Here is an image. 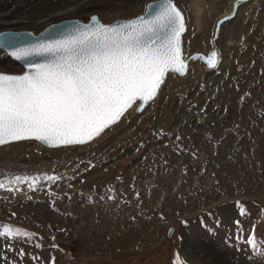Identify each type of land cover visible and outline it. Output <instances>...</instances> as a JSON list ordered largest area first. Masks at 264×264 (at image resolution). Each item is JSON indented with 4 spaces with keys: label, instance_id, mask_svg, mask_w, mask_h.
<instances>
[{
    "label": "rangeland",
    "instance_id": "rangeland-1",
    "mask_svg": "<svg viewBox=\"0 0 264 264\" xmlns=\"http://www.w3.org/2000/svg\"><path fill=\"white\" fill-rule=\"evenodd\" d=\"M77 1L90 7L68 18L109 23L152 0H0V14ZM174 1L187 75L87 144L0 146V264H264V0ZM21 70L0 49V71Z\"/></svg>",
    "mask_w": 264,
    "mask_h": 264
},
{
    "label": "snow or ice",
    "instance_id": "snow-or-ice-1",
    "mask_svg": "<svg viewBox=\"0 0 264 264\" xmlns=\"http://www.w3.org/2000/svg\"><path fill=\"white\" fill-rule=\"evenodd\" d=\"M149 7L151 13L132 20L88 24L61 39L15 49L11 55L18 60L48 58L29 61L32 71L22 75L0 73V145L28 138L84 143L118 121L134 101L152 100L169 70L183 73L180 9L173 0ZM216 57L215 52L208 57L210 66H216ZM248 242L257 247L254 238Z\"/></svg>",
    "mask_w": 264,
    "mask_h": 264
},
{
    "label": "water",
    "instance_id": "water-1",
    "mask_svg": "<svg viewBox=\"0 0 264 264\" xmlns=\"http://www.w3.org/2000/svg\"><path fill=\"white\" fill-rule=\"evenodd\" d=\"M158 2H159V0L149 1L146 4L145 11L143 13L135 16V17L119 18V19H116V20H114L112 22H109V23L102 22L100 20V18H99V15L93 14L90 17L89 21H83V20H81L79 18H64V19H60L58 21H52V22L46 24L41 29V31H39V32H34L33 30H29V29H25V30H11V29L0 30V49L4 50L9 57L14 59L17 63H19L23 67V71L22 72L10 73V72H1L0 71V73L22 75L25 72L32 71V69L29 68V66H28V62L29 61H32L34 63H43L45 61V59L48 58L47 56H41V55L34 54L33 56L26 57L24 59H19L18 60V59H16V57L12 56L11 53L15 49H17L19 47H27V46L35 45V44H38V43H41V42H46V41H49V40L61 39V38L65 37V36H68V35L72 34L76 28H80V27H82L84 25H88V24L103 23V24H106V25H114V24H119V23H122V22H125V21H128V20H132V19H134L136 17L151 13L153 8L149 7V6L151 5V6L155 7V5ZM173 3L180 9V7L176 4V2L174 0H173ZM180 11H181V13H182V15L184 17V24H185V31L181 34V37H180V40H181V58L185 62L186 69H185V71L183 73H179V72H175V71L169 70L166 73V75H165L163 83L167 80V76H168V74L170 72L176 73L179 76H185V75H187V73L189 71V61H187L185 59L184 53H183V50H182V38H183V35L185 34V32L187 31V20H186V16L184 15V13L182 12L181 9H180ZM93 17H95L96 19L94 20ZM213 52H215L217 54L216 50H214ZM218 58L219 57H218V54H217L216 64L218 62ZM207 64H208L209 67H212L208 63V59H207ZM161 85H160V87H161ZM159 89H158V91H159ZM158 91H157V93H158ZM156 96H157V94H156ZM152 100L148 101L147 103H144L142 100H139V99L134 101L132 106L124 113V115L134 106V104L137 101H140L139 111L141 112L148 106V104ZM123 116H121L120 119L118 121H116L114 124L118 123L122 119ZM114 124L109 125L99 135L94 136L91 140H87L84 143H74V144H69V145H58V144H49V143H47L45 141H41V140H38V139H36V140H38L39 142H41L42 144H44L45 146L50 147V148H59V147L71 146V145H84V144H87L89 142H92L95 138L99 137L105 130H107L109 127H111ZM28 139H35V138H28ZM21 140H25V139H21ZM17 141H20V140H17ZM11 142H15V141H10V142H7L5 144L11 143ZM5 144H2V145H5ZM2 145H0V146H2ZM174 232H175V228L172 227L170 229V231H169V234H168L170 238H172Z\"/></svg>",
    "mask_w": 264,
    "mask_h": 264
},
{
    "label": "bare ground",
    "instance_id": "bare-ground-1",
    "mask_svg": "<svg viewBox=\"0 0 264 264\" xmlns=\"http://www.w3.org/2000/svg\"><path fill=\"white\" fill-rule=\"evenodd\" d=\"M88 7H90V5L87 6V3L82 2V1L81 2L77 1L76 3H72V4L66 5L65 7H62L60 9H56L55 11L49 12V14L45 15L42 18H38V17L36 18L35 16L30 15V13H29L30 16L29 15L28 16L24 15L25 17H17L13 13L6 12V13L0 14V28H2L3 30L5 28H12L13 29L16 26L28 27L29 25L32 24L33 26H36L39 29H42L46 24H48V23H50L52 21H58L60 19H64V18L75 16L78 13H80L81 11H84L83 9H86ZM92 7H94V6H92ZM10 16H13V17L9 18ZM189 67H190V62H189ZM167 78H168V76H167ZM173 228H175V227H173ZM188 252L190 254H192L190 251H188Z\"/></svg>",
    "mask_w": 264,
    "mask_h": 264
}]
</instances>
